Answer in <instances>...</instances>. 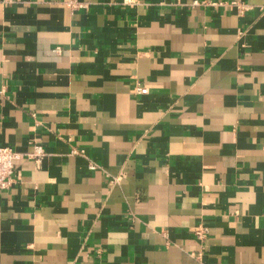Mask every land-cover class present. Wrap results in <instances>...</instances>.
Listing matches in <instances>:
<instances>
[{
    "label": "crops",
    "instance_id": "crops-1",
    "mask_svg": "<svg viewBox=\"0 0 264 264\" xmlns=\"http://www.w3.org/2000/svg\"><path fill=\"white\" fill-rule=\"evenodd\" d=\"M67 1L0 0V264H264V0Z\"/></svg>",
    "mask_w": 264,
    "mask_h": 264
},
{
    "label": "built area",
    "instance_id": "built-area-1",
    "mask_svg": "<svg viewBox=\"0 0 264 264\" xmlns=\"http://www.w3.org/2000/svg\"><path fill=\"white\" fill-rule=\"evenodd\" d=\"M124 3L129 5H135L140 3V0H124ZM67 5L72 9H76L84 5L79 0H68ZM192 5L194 6H203V7H223L230 6L235 7L240 13L246 11L249 5L242 0H193ZM135 91L137 93H148L149 88L141 85L139 83L135 86ZM2 93L4 91H1ZM78 153V151H74ZM29 157L36 158L40 160L45 155V150L42 145H34V150L27 154ZM23 156L22 153L15 150L12 146L9 145H0V189H8L13 187V185L18 181L15 173V161ZM91 169L98 167L96 163L91 162L89 164ZM196 238L204 246L205 242L210 234L209 228L206 226H199L195 230ZM197 259H202L203 251L192 253ZM208 264V263H203ZM221 264V263H215Z\"/></svg>",
    "mask_w": 264,
    "mask_h": 264
}]
</instances>
